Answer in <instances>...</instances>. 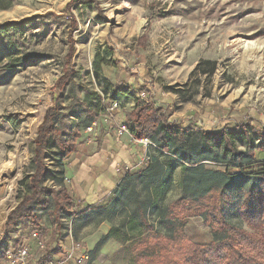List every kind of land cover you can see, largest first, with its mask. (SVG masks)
I'll return each mask as SVG.
<instances>
[{
	"label": "rangeland",
	"instance_id": "obj_1",
	"mask_svg": "<svg viewBox=\"0 0 264 264\" xmlns=\"http://www.w3.org/2000/svg\"><path fill=\"white\" fill-rule=\"evenodd\" d=\"M69 72L72 82L61 90L57 83ZM116 87L139 93L167 120L192 128L217 131L244 123L264 130V0H0V261L5 260V250L28 243L30 264H36L47 247H57L60 241L69 246L72 234L89 251L82 264H136L127 242L103 240L107 223L89 225L73 235L71 221L64 216L59 232L53 234L50 207L32 204L40 230L29 234L17 222L5 227L8 213L27 193L34 140L46 110L57 103L61 113H70L62 123L76 125L83 88L107 89L102 104L119 103L121 110L102 112L91 131L79 130L68 161L81 135L99 142L104 124L120 134L132 106L120 91L109 100ZM102 115L106 122L100 120ZM52 149H46V156ZM257 155L264 163V151ZM43 163L51 174L57 171L49 157ZM202 166L224 167L209 161ZM180 171L179 166V179ZM69 183L64 179L65 189ZM42 185L58 188L51 179ZM67 191L72 205L65 212L71 213L81 206ZM178 193L180 197V184L179 192L174 184L166 203ZM241 194L233 193L222 210L225 220L247 228L237 215ZM208 201L184 203L189 208L183 213L184 231L191 242L212 241L210 226L195 212L197 204L205 207ZM33 232L44 249L31 240Z\"/></svg>",
	"mask_w": 264,
	"mask_h": 264
},
{
	"label": "trees",
	"instance_id": "obj_2",
	"mask_svg": "<svg viewBox=\"0 0 264 264\" xmlns=\"http://www.w3.org/2000/svg\"><path fill=\"white\" fill-rule=\"evenodd\" d=\"M72 76L69 72L60 79L58 88L62 90L72 82ZM127 89L116 87L110 91L109 100L116 99L119 91L125 100H131L132 107L126 111L124 123L133 139L149 140L144 162L123 174L103 204L65 212L72 202L63 186V161L73 151L72 140L78 137L80 124L62 123L70 113H61L56 103L46 110L38 127L27 193L8 213L5 227L17 222L29 234L33 229L40 230V217L32 208L36 204L39 208L50 207L53 234L59 232L60 217L64 216L69 217L71 224L81 219L88 223L100 220L110 223L103 240L127 242L126 250L136 264H264V163L257 155L264 151V130L244 123L217 131L192 128L179 120H167L159 107ZM107 92L83 88L79 109L87 121L81 126L91 124L105 111L106 104L102 101ZM236 142L244 148L238 149ZM47 148H53L50 156H46ZM45 157L57 168L53 174L44 166ZM204 161L224 167L203 169ZM45 179H51L58 188L43 186ZM174 184L178 192L180 184L181 195L178 193L174 201L166 203ZM240 190L237 215L247 228L225 220L222 210L231 195ZM204 198L209 201L205 207L197 204L195 212L210 226L213 238L210 243L198 244L186 237L183 213L189 208L184 203ZM56 249L47 247L36 264L52 256Z\"/></svg>",
	"mask_w": 264,
	"mask_h": 264
},
{
	"label": "crops",
	"instance_id": "obj_3",
	"mask_svg": "<svg viewBox=\"0 0 264 264\" xmlns=\"http://www.w3.org/2000/svg\"><path fill=\"white\" fill-rule=\"evenodd\" d=\"M134 94L139 95L137 92ZM129 101V104L132 105L131 100ZM119 115H117V120L122 123ZM76 118L75 120L78 122L76 124H80V130L82 129L83 133L86 130L91 131L92 126H96L97 118L85 127L81 126V123L87 119L85 114H77ZM100 120L106 122L105 116L102 115ZM101 128L99 142L97 139L91 141L90 138L81 135L75 153L68 161L65 159L63 161V186L64 179L70 181L66 190L71 191V195L77 199L81 207L103 204L123 174L139 167L144 162L149 150L148 144L133 139L128 131L119 134L116 128L109 124H104L100 130ZM82 132L80 133L82 134ZM95 223L110 224L102 220L91 223L82 219L76 220L72 224L73 234L75 235L79 230ZM0 264L9 263L6 260H1Z\"/></svg>",
	"mask_w": 264,
	"mask_h": 264
},
{
	"label": "built area",
	"instance_id": "obj_4",
	"mask_svg": "<svg viewBox=\"0 0 264 264\" xmlns=\"http://www.w3.org/2000/svg\"><path fill=\"white\" fill-rule=\"evenodd\" d=\"M141 96V94H140ZM105 110L110 113L113 111L119 112L121 110L119 103L117 101L109 102V104L105 107ZM127 127L125 124L120 125L119 132H126ZM139 142H143L145 144H149L148 139H141L138 140ZM68 233H71L69 231ZM70 237V244L69 246H65L63 243L64 241H60V243L57 245V249L55 253L44 260L40 264H82L85 263L89 259V254L87 250H83L81 244L72 238V234L68 235ZM31 240L34 241L39 249H44V244L42 241L38 238V235L36 232H33L31 234ZM30 249L31 245L21 244L16 249H7L4 252L3 257L6 261H8L9 264H30V261L33 260V258L30 255Z\"/></svg>",
	"mask_w": 264,
	"mask_h": 264
}]
</instances>
